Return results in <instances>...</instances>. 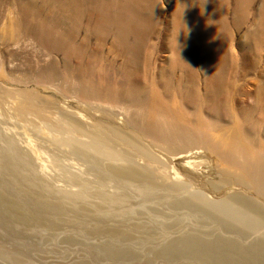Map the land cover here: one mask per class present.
I'll return each mask as SVG.
<instances>
[{
	"label": "rangeland",
	"instance_id": "obj_1",
	"mask_svg": "<svg viewBox=\"0 0 264 264\" xmlns=\"http://www.w3.org/2000/svg\"><path fill=\"white\" fill-rule=\"evenodd\" d=\"M0 264H264V0H0Z\"/></svg>",
	"mask_w": 264,
	"mask_h": 264
}]
</instances>
